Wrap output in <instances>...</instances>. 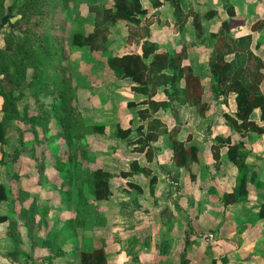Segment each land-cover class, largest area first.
<instances>
[{
  "label": "crops",
  "instance_id": "obj_1",
  "mask_svg": "<svg viewBox=\"0 0 264 264\" xmlns=\"http://www.w3.org/2000/svg\"><path fill=\"white\" fill-rule=\"evenodd\" d=\"M141 2L148 12L146 17L150 23L149 39L158 44L161 52H184L182 66L191 67L194 74L200 78L204 75L208 78L213 76L208 43L199 38L202 34L218 33L224 20L228 22L229 34L233 39L251 37L250 49L264 61V0H180L183 12L189 15L184 26L177 21L172 0ZM211 11H214L215 15L208 17ZM197 16L202 34L194 25V17ZM122 23L125 26L127 24L120 20L113 24ZM2 31L3 28H0V48L5 47ZM92 32L93 30L86 33ZM133 44L137 42L128 47L131 48ZM137 45L135 50L118 55L141 53V44ZM125 79L130 82L128 86L131 87L128 92H120L119 95H128L127 108L121 116H115V121L122 129L131 128L132 132L128 138H115L123 145V149H114L111 164L105 163L99 167L112 175L110 185L113 196L114 177L120 178L126 187L141 195L140 198H137V195L129 197L127 203L126 198H120L118 202L119 207H129L119 210V218H123L125 222L133 221L134 227L140 222L136 233L129 230L124 231V234L131 235V232H134L137 236L151 240L152 263L160 261L165 264H177V258L181 259L184 254L186 261L184 263L180 260L179 264H264V133L248 132L242 136L224 119L225 113L235 117L236 95L223 93L222 88L216 87L213 88L216 94L214 98L205 101V93L209 92L210 88L205 87L201 80L203 101L208 104L207 112L201 115L197 107L183 104L177 98H173L170 105L166 91L161 87L162 91L159 89L154 99L165 101L166 104L157 112L150 109V114L161 121L166 132L157 140L148 142L151 147L148 151L149 146L145 144L150 118L142 120L138 112L148 108V105L128 106L129 102L139 103L146 97L143 98V95L134 92L132 81ZM169 87L170 90L175 88H167ZM178 88L180 89V86ZM262 88L264 91V85ZM218 89L221 90L219 94ZM138 97L141 99L137 100ZM3 103V97L0 95V122L5 116L2 111ZM81 112L84 115V112ZM174 112H178L181 119L177 139L183 141L187 148L194 146L198 149V160L191 162L187 167L176 166L172 159L170 133H173L178 125ZM87 120L85 118L86 122ZM251 120L264 126L260 109L254 111ZM13 125L9 131L8 142L0 144V185L6 188V199L0 203V217H5V221L0 222V264H61L60 259L70 255L62 248L65 255L54 256L61 249L54 240L56 231L50 228L48 222H72L73 228H76L78 211L73 202L69 201L67 205V200L63 199L64 193L68 189L72 190L74 182L71 181L68 185L63 182L64 178L61 176L65 171L58 166L60 153V158H56L58 162H54L55 166H49L42 161L36 162L35 150H26L16 156L15 151L21 136L17 132V126ZM140 126L145 128L140 131ZM12 131L17 134H11ZM106 132L105 127V133L97 135L103 136ZM217 137H230L232 144L242 142L244 148H241V152L247 153V193L235 203L225 204L224 195L234 191L239 169L229 161L228 146L220 148V159L215 160L212 146L217 144ZM30 158H36L34 160L39 169H36L37 174L28 167L26 169V166L22 171L19 170L20 162L25 163ZM133 163L139 165L138 170L128 177L123 176V173L131 172ZM47 166L53 170V179L49 178ZM55 175L58 177L57 181ZM170 176L174 177L177 187L170 185ZM153 179H156L154 183ZM111 198L112 196L95 202L101 206V203H110ZM150 206L153 208L149 209ZM101 218L106 221L108 215L103 213ZM25 221L30 223L26 224ZM142 228L145 229L141 231ZM210 234L213 238H209ZM46 242L51 243L49 249L46 248ZM137 254L142 258L141 251ZM126 255L127 252L121 255V264H131ZM48 256H53V260H46ZM107 259L109 261V255Z\"/></svg>",
  "mask_w": 264,
  "mask_h": 264
},
{
  "label": "rangeland",
  "instance_id": "obj_2",
  "mask_svg": "<svg viewBox=\"0 0 264 264\" xmlns=\"http://www.w3.org/2000/svg\"><path fill=\"white\" fill-rule=\"evenodd\" d=\"M34 4L35 0H4L6 11L9 6L12 7L15 16L12 23H15V27L5 25L2 34L4 37L7 35L8 39L10 38L12 47H15V53L17 50L20 52V49H16V47H19L21 42L26 47L25 52L28 53L32 46L35 49L34 55L22 64L16 61L21 59L23 54L21 53L19 58H15V55L10 51L11 61L7 63L12 64L9 71L14 73L13 79L18 85L16 91V95L19 97L18 115L14 118V123L20 132L17 131L19 136L23 133L25 136L21 141V143L25 142L22 144V149L35 150L38 163L42 161L49 166H55V161H61L59 166L65 171V174L61 176L62 179L74 182L71 191L68 189L69 192H65L66 195L63 192L65 197L63 199L67 200L65 202L67 205L69 201L73 202L78 211L79 218L75 224L76 228H73L72 222L61 223L57 220L48 222L50 228L56 231L54 239L56 245L60 249L64 248L66 252L68 251L67 255H70L60 261L58 259V261L61 264L70 262V264H80L79 255L81 252L103 248L107 257L109 255L107 264H121L122 258L120 257L124 255V252H127L126 259L131 264H165L160 261L153 263L150 261L152 257L151 240L135 235V230H139L137 227L140 222L134 227L133 221L125 222L123 218L118 217L121 213L120 209L129 208L118 206L120 198H126L127 203L129 197L133 198L137 195L136 197L140 198L139 192L130 190L120 178L115 179L118 177H114L112 181L115 193L114 196L112 195L110 203L104 202L99 206L91 193L93 172L105 163L111 164L114 149H123V145L115 140L116 137H120V125L115 121V116H121L125 112L129 99L128 95H119V93L128 92L131 86H128L130 82L122 76L121 72L113 69L110 64L111 58L126 51L135 50L139 43L133 44L131 48L128 47L130 44L127 43L129 32L127 24L125 26L124 23L114 25L116 22L114 24L103 22L104 10L113 8L112 0H54L52 5H48L40 13L32 12V9L25 11L22 8L25 11L23 13L27 16L21 19L20 8L24 5L32 6ZM93 7L99 9L102 14L97 16L91 10ZM28 17L31 19L29 20ZM96 26L101 34L95 43L98 49L89 46L85 48L71 46L70 39L73 33L94 31ZM103 35H106L105 39H102ZM202 39L208 43L211 55L215 40L212 39L211 34H202L199 40ZM54 51L58 54L56 58L60 61L51 60ZM46 53L50 57H45ZM44 57L49 60H45ZM55 72L57 76H53ZM4 77L5 74L0 73L1 82L5 79ZM201 80L205 87L210 88V91L205 93V101L212 100L216 95L213 88L218 87L217 82L214 78H208L205 75L201 77ZM53 81L66 85V97L69 99V103L64 104V110L68 109L67 119H70L73 124L69 129V134L73 133V137L70 136L72 142L64 135L66 126L55 113ZM6 82L7 79L4 84L11 87ZM46 86H49V89L45 92L44 87ZM159 91L162 89L160 88ZM219 91L221 90L218 89V94ZM165 95L171 105L174 95L170 92ZM165 95H160V97L165 98ZM180 96L183 95L180 94ZM141 97L144 98V96ZM141 97H138L137 100H140ZM81 111L84 112V115ZM173 115L178 122L174 130L179 131L181 129L180 116L178 112H174ZM83 116L88 119L87 122ZM191 117L193 118V115ZM89 121L93 123L90 124ZM96 124L105 125L107 128L105 135L98 136L90 131L92 125ZM164 130L163 128L162 131ZM10 133L17 134L13 131ZM57 157L60 160L57 161ZM30 159L25 163L20 162L19 170L22 171L26 166V169L28 167L29 170L37 174L39 169L34 160L36 158ZM49 166H47L49 168L47 173L50 175L49 178L53 179V170ZM54 177L57 181L58 177L56 175ZM169 182L170 185L177 187L174 177L170 176ZM68 195L69 198L66 197ZM122 201L124 202V200ZM151 207L153 208L150 206L149 209ZM158 208L160 210V207ZM103 213L108 215L106 221L101 218ZM143 229L145 228H142L141 231ZM62 230L63 233H61ZM129 230H134L135 233L131 232V235L129 233L125 235L124 231ZM50 247L51 243L46 242V248ZM140 251L142 258L137 254ZM182 255L181 259L177 258V264L180 263V260L185 261L186 256ZM134 260L137 261L133 262Z\"/></svg>",
  "mask_w": 264,
  "mask_h": 264
},
{
  "label": "trees",
  "instance_id": "obj_3",
  "mask_svg": "<svg viewBox=\"0 0 264 264\" xmlns=\"http://www.w3.org/2000/svg\"><path fill=\"white\" fill-rule=\"evenodd\" d=\"M53 1L54 0H35V4L32 6L24 5L21 7V13H19V15H21V19H24L27 15L23 12L30 9H32V12L40 13L45 7L50 4L52 5ZM112 1L113 8L104 10L103 22L115 23L119 20L125 21L129 27L127 43L131 44L137 42L141 44V53H128L121 56H112L110 64L113 69L120 71L124 78H128L132 81L134 84L132 90L134 92L146 97V99L139 103L134 101L129 102L128 106L137 107L138 105L143 104L148 105V108L141 109L138 112L142 120L150 118L148 133L146 135L147 142L145 144V146H149V151L151 147L148 142L157 140L161 134H165L166 132V130L162 131L164 125L161 121L150 114V109L152 112H157L166 104L165 101H156L154 99L161 87H164L166 93L170 92V94H173V98H177L181 103L197 107V111L201 115H204L208 110V104L203 101L204 93L201 78L194 74L191 67L182 66L184 52L177 54L161 52L159 51L158 44L149 39L150 23L147 21L146 17L148 12L143 7L141 0ZM172 3L175 7L174 14L177 17V21L184 26L189 15L183 12L180 0H172ZM155 4L159 5L160 3ZM22 8H24L25 11ZM91 10L96 13L97 16L102 14L96 7L91 8ZM13 14L12 7L9 6L6 11L4 0H0V28H3L5 25H11L13 28L15 27V23H12V19L15 18ZM214 15L215 12L211 11L207 16L213 17ZM28 19L30 20L31 17H28ZM194 25L197 31L202 34L203 32L198 16L194 17ZM100 35V30H98L97 26L92 33L78 31L73 33L72 38L70 39V44L71 46L78 48L89 46L93 49H98L95 43L100 38ZM211 37L215 40L213 46L214 49L210 55V69L212 76L217 82V86L222 88L223 93H234L236 95L237 112L235 117L225 113L223 115L224 119L242 136H245L248 132L263 134L264 126L251 120V116L256 109H260L261 120L264 122V91L262 88L264 85V61L256 56L250 49V36L239 39H233L230 36L228 22L226 20L222 22L221 30L218 33H212ZM105 38L106 35H103L102 39ZM19 44L20 46H17L16 49H20V52L17 50L15 53V47H12L10 38L8 39V36L5 35V47L0 48V73L5 74L4 78L7 79L6 83L11 86L7 87L4 84L5 79L2 82L0 81V95L4 100L2 111L5 113L3 121L0 122V144L2 145L8 142L9 131L13 128V124H15L14 118L18 115L19 97L16 95L18 85L13 79L14 73L9 71L11 68L10 65L12 64H7L11 61L9 53L11 51L15 55V58H19L22 53V58L16 61L17 63L22 64L25 63L29 57L33 56L35 51L32 46L27 53L24 51V49H26L24 43L21 42ZM46 54L45 57H48V53ZM57 55L56 51H54L51 60L54 62L60 61L56 58ZM45 60H49V58ZM44 74H46V72H44ZM53 76H57L56 72ZM52 84L54 85L53 94L55 113L62 119L64 126H66L64 135L67 136L70 142H72L71 137H73V133L70 135L69 129H71L73 124L70 119H67L68 109L64 110L66 103H69V99L66 97V85L54 81ZM168 86H175V88L170 90V87L167 88ZM179 86L180 89L178 88ZM48 89L49 86L44 87L45 92L48 91ZM180 94L183 96H180ZM144 128V126H140L139 130L142 131ZM90 131L93 134H104L105 125H92ZM131 132V128L122 129V127H119L121 138H128L131 135ZM23 134L20 137L19 144L15 151L16 156L26 151L22 149V144L25 143H21L23 140ZM176 134L177 130L170 133V145L173 151L172 159L176 166L187 167L191 162H196L198 160V149L194 146L188 148L185 147V143L178 140ZM216 141L217 144L212 146L213 157L215 160L220 159V148L222 146H228L229 161L235 164L239 169V177L234 191L224 195L225 204L235 203L241 196L247 193V170L245 167L247 153L241 152V148H244L242 142L232 144L230 137H217ZM138 168V164H131V172L123 173V176H130L132 172L138 170ZM111 178V173L103 168L96 169L93 172L91 180V182L93 181V189L91 193L95 201L106 200L113 195L110 185ZM155 180L156 179H153L152 183H154ZM64 182L65 185H68L71 181L68 182L64 179ZM66 197L69 198V195ZM5 199L6 188L5 186L0 185V203ZM78 218L79 216L77 213V220ZM1 221H5V217H0V222ZM25 223L29 224L30 221H25ZM61 255H65L62 249L54 256ZM79 258L80 264H107V255L103 248L93 251H83L80 253ZM47 259L52 261L53 256H48ZM185 261L183 262L185 263Z\"/></svg>",
  "mask_w": 264,
  "mask_h": 264
},
{
  "label": "built area",
  "instance_id": "obj_4",
  "mask_svg": "<svg viewBox=\"0 0 264 264\" xmlns=\"http://www.w3.org/2000/svg\"><path fill=\"white\" fill-rule=\"evenodd\" d=\"M209 238H213V235H212V234H210V235H209Z\"/></svg>",
  "mask_w": 264,
  "mask_h": 264
}]
</instances>
